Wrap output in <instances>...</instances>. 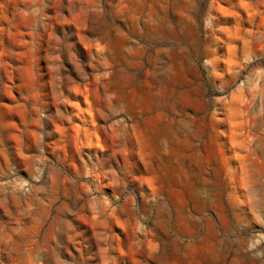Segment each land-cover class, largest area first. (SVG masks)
Listing matches in <instances>:
<instances>
[{"label": "rangeland", "instance_id": "374dc122", "mask_svg": "<svg viewBox=\"0 0 264 264\" xmlns=\"http://www.w3.org/2000/svg\"><path fill=\"white\" fill-rule=\"evenodd\" d=\"M0 264H264V0H0Z\"/></svg>", "mask_w": 264, "mask_h": 264}, {"label": "crops", "instance_id": "0c3cea01", "mask_svg": "<svg viewBox=\"0 0 264 264\" xmlns=\"http://www.w3.org/2000/svg\"><path fill=\"white\" fill-rule=\"evenodd\" d=\"M232 97V96H231ZM231 97H230V100H231ZM235 135L234 136H232V138H234V139H238V138H240V140L239 141H235V142H237V145H236V149L234 150V152H231V149H230V147H227V149H228V156L230 157V159H229V162H231V157L232 156H235V160H234V162L235 163H240V162H242V161H244L245 160V158L243 157V156H245L243 153V147H242V145L240 144V143H242V139H244V136H242V135H240V132L239 131H234L233 132ZM219 149H221V147H219ZM223 150V149H222ZM239 156V157H238ZM221 193V192H220ZM206 194H210V193H208V192H206ZM229 195H231V194H234V195H238L239 193H237V192H235V193H228ZM241 195L242 196H244V195H246V194H243V193H241ZM203 200V199H202Z\"/></svg>", "mask_w": 264, "mask_h": 264}, {"label": "bare ground", "instance_id": "6f19581e", "mask_svg": "<svg viewBox=\"0 0 264 264\" xmlns=\"http://www.w3.org/2000/svg\"><path fill=\"white\" fill-rule=\"evenodd\" d=\"M238 96H235L233 94L232 97H231V102H230L229 106L227 107V115H226V118L229 121H232V120H234L237 117V112L239 110L237 108V98H238Z\"/></svg>", "mask_w": 264, "mask_h": 264}]
</instances>
